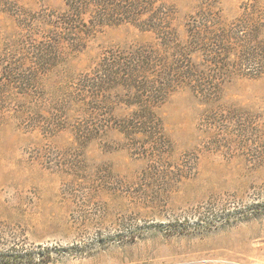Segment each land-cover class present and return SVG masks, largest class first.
Returning a JSON list of instances; mask_svg holds the SVG:
<instances>
[{"label":"rangeland","instance_id":"obj_1","mask_svg":"<svg viewBox=\"0 0 264 264\" xmlns=\"http://www.w3.org/2000/svg\"><path fill=\"white\" fill-rule=\"evenodd\" d=\"M13 1L10 11L0 0V251L46 256L32 264H264V214L201 233L166 231L230 202L264 200V76L230 79L214 102L179 89L156 108L162 140H130L115 126L136 107L115 96L91 103L80 79L108 51L158 40L130 24L105 26L84 37L81 52L65 47L43 67L35 42L48 35L37 24L52 23L64 0ZM166 1L183 42L202 0ZM216 1L234 22L248 0ZM22 62L33 78L24 94L8 83ZM94 106L100 122L88 117ZM95 123L106 131L80 139L77 128Z\"/></svg>","mask_w":264,"mask_h":264},{"label":"trees","instance_id":"obj_2","mask_svg":"<svg viewBox=\"0 0 264 264\" xmlns=\"http://www.w3.org/2000/svg\"><path fill=\"white\" fill-rule=\"evenodd\" d=\"M13 11V0H1ZM65 10L52 23L37 26L48 36L36 39L37 60L43 67L60 58L65 47L81 52L100 28L130 24L140 32L150 33L158 43L139 44L103 54L90 74L80 79L81 96L91 103H119L134 106L130 114L116 122L115 129L130 140L144 135L152 145L162 140V122L156 108L179 89H189L206 102H214L224 84L236 76H264V46L258 38L264 31V5L258 0L242 3L234 22L227 21L216 0H202L187 22V39L180 41L174 24V10L166 0H64ZM13 7V8H12ZM21 13H18L20 15ZM34 21H31V26ZM30 29V25L26 30ZM10 67L9 82L30 91L33 78L24 67ZM30 66V64H29ZM23 70V72H22ZM114 93V95H113ZM83 99V100H84ZM90 120L101 121L96 107L89 110ZM106 116H103L105 118ZM105 121L108 122L107 117ZM108 124L83 125L76 132L80 139H94ZM264 214V200L249 205L230 202L202 212L195 220H177L166 225L172 234L201 233L220 225H230ZM135 232L129 235L134 239ZM45 262L36 250L19 252L14 247L0 251V264Z\"/></svg>","mask_w":264,"mask_h":264}]
</instances>
